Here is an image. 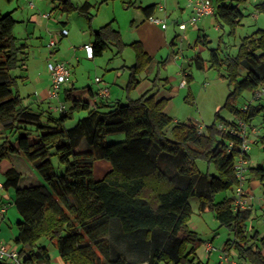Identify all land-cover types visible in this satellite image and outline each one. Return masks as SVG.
I'll return each instance as SVG.
<instances>
[{
  "label": "trees",
  "instance_id": "16d2710c",
  "mask_svg": "<svg viewBox=\"0 0 264 264\" xmlns=\"http://www.w3.org/2000/svg\"><path fill=\"white\" fill-rule=\"evenodd\" d=\"M50 1L52 10L76 11L91 20L87 0L80 5ZM210 1L218 27L227 26L228 33H233L244 16L241 0ZM254 9L264 14V0ZM141 10L150 17L155 5ZM16 22L12 11L0 13V125L6 132L0 140V173L2 188L13 190L20 216L14 244L21 264L51 263L43 239L56 245L65 264H205L196 255L204 241L188 226L192 197L197 198L199 210L211 211L219 225L231 232L225 250L232 248L245 263L264 264V236L246 232L249 213L233 210L232 196L215 198L236 185L233 166L241 141L217 128L218 123L237 125L221 117L220 109H227L246 126L264 109L262 103L248 102L245 110L236 106L244 91L251 92L252 99L261 97L255 92L264 88V29L240 38L234 55L221 58L218 48H213L207 60L190 59L199 70L216 69L230 88L213 121L200 129L165 113L170 96L157 94L167 79L157 74L148 89L124 102L102 98L93 102L98 92L91 86H70L63 94L67 107L58 116L34 111L22 103L18 77L10 74L26 59L21 56L25 43H18L13 34ZM90 33L92 57L102 55L109 44L116 53L126 46L133 50L135 61L127 67L124 87L127 93L132 91L139 83L137 76L153 58L139 41L124 43L112 21L91 28ZM202 38L206 40L198 33L196 40L205 43ZM189 76L185 75V83ZM75 111L86 114L66 128ZM114 133H122L124 139L107 142L106 136ZM229 140L233 146L228 151ZM99 159L107 160L110 169L95 180L93 166ZM198 159L207 163L205 171L196 165ZM248 171L264 180V167ZM0 264L13 263L0 259Z\"/></svg>",
  "mask_w": 264,
  "mask_h": 264
},
{
  "label": "rangeland",
  "instance_id": "374dc122",
  "mask_svg": "<svg viewBox=\"0 0 264 264\" xmlns=\"http://www.w3.org/2000/svg\"><path fill=\"white\" fill-rule=\"evenodd\" d=\"M29 1L33 2V8L30 7ZM70 1L73 4H80L83 0ZM90 1L94 6L91 8L92 16L90 22H88L85 16L76 11L66 13L59 9L52 10L53 4L50 0H13L11 2L0 0V13L4 14L12 11V16L17 21L13 34L18 43H25L26 45L23 49L25 54H21L22 57L25 56L26 58L24 65L12 70L10 74L18 77L17 90L22 97V103L30 104L34 111H39L33 100L40 97L37 91L50 81L47 70V62L49 61L59 60L65 62L70 70L68 80L61 85L58 92V99L42 101V110L51 111L53 116L60 114L57 109L60 102H63L67 107V104L63 101L65 88L91 85L95 89L97 85L94 81L95 77L103 78L108 86V91L109 88L117 90L119 85L124 86L126 84L128 77L127 67L135 61L133 50L129 46L124 47L120 53H116L115 48L109 44L102 55L94 57L93 60L87 59L83 51L79 49V46L90 39L89 31L91 27L98 28L113 18L116 19L112 21V24L120 31L121 37L122 35L126 37L130 35L131 29L125 23L127 18L126 11L130 9V7L129 9L126 8V2L129 0ZM187 3L188 0H184L180 5L181 8H184V12L178 17L179 21L187 22L189 19L190 8L187 7ZM252 4V0L239 1L240 9L244 16L233 33H228L227 26L217 28V23H213L209 17L200 18L196 23V27L201 30V33L206 35L208 41L206 45L196 42L198 30L196 27L192 28L188 25L185 31L176 30L179 35L175 39L174 44L166 45L155 56L158 63L156 65L155 61V64L152 67L150 66L147 73L151 74L150 79L156 74L160 78L166 77L168 79L167 84L172 86V93L166 102L164 111L174 120L193 122L200 126V129H203L213 121L215 112L223 105L230 88L227 86L226 81L219 76L216 69L199 70L189 64L190 62L188 63V61L194 56L207 60L209 50L212 48H218L217 52L221 58H223L224 54L234 55L240 38L252 34L257 29H264V14H260L261 18L255 21L252 17L254 12ZM46 13L49 16L43 17L42 14ZM30 16H32L31 19ZM61 22H65L64 28L67 29L68 35L59 39L58 32L63 28ZM32 33L33 35H31ZM52 38L55 40L59 39L53 48L49 46V41ZM52 51L54 52L52 53ZM171 56H174L176 60L166 65L165 63L162 64L165 58ZM206 64L208 65L207 62ZM180 66L186 68L190 74L189 82L185 83L184 87H179L181 80L186 79L185 75L183 76L180 72ZM221 72L224 73L225 71L221 70ZM140 75L144 76V72H141L138 76L140 77ZM263 93H260V99L262 98L260 101L253 100L251 92L244 91L236 101V106L241 107L243 104H247L248 101L253 102L252 104H264ZM123 95L125 96V93ZM133 95L135 94L132 93L131 96ZM85 114V111H75L72 118L65 122L66 128L74 126L77 120L85 116ZM219 115L228 121H238V118H235L225 108L220 109ZM250 128H255V131L257 130L261 136H264V109L255 116L251 126H245L246 137L249 142L247 152L250 153L254 164L264 165L262 146L260 142L250 140ZM0 135L4 136L6 132L2 131ZM123 139L124 135L122 133L109 134L105 138L107 142H117ZM22 160L27 165H30L25 159L22 158ZM54 162L56 161L54 160ZM259 164L257 166H260ZM15 165L21 170L20 165L17 163ZM196 165L201 171L206 170L207 163L204 160L198 159ZM209 168L210 172L214 171L212 166ZM30 169L34 171L33 168ZM109 169L110 164L107 160H95L93 178L95 180L102 178ZM262 191H256V195L262 196ZM225 195L231 196V191L219 192L215 195V198L219 200ZM189 203L192 207V213L188 223L197 225L195 232L204 241L197 249L196 255L202 263H205L209 254L205 250L206 243H210L215 250L209 254L208 264H217L218 249L227 239L232 238V234L226 227L219 225L211 211H204L201 214L198 212L196 197L190 198ZM256 203L258 204V200ZM256 208L257 206L255 205ZM190 228L194 230L193 227L190 226ZM42 241L50 255V264H65L58 256L56 245L45 239Z\"/></svg>",
  "mask_w": 264,
  "mask_h": 264
},
{
  "label": "crops",
  "instance_id": "0c3cea01",
  "mask_svg": "<svg viewBox=\"0 0 264 264\" xmlns=\"http://www.w3.org/2000/svg\"><path fill=\"white\" fill-rule=\"evenodd\" d=\"M84 1L85 0H83L81 3H83ZM87 1L91 4V7L89 8V14L92 16L91 8L94 6V4L90 0H87ZM104 1H107V0H104ZM183 1L184 0H129L128 2H126L127 3L126 8L129 9V7H130V9L128 11H126L127 18H126L125 23L127 25H129L131 30H130V35H128L127 37L122 35V40L126 44H129L133 41H139L142 44L143 49L153 59H152L151 64L144 71V76H141V75H140V77L137 76V78L139 79V83L132 91L127 93L125 91V88H124L126 84L124 86L119 85L117 90L109 88V94L106 97H101L100 95H98L96 100L94 99L93 102L98 101L97 99H99V98H102L103 100H106L108 102H111L114 100L126 101L128 98L138 97L143 91H145L146 89H148L150 87V80H151L150 75L151 74L147 73V71L150 68V66L152 67L153 64H155V61H156V65H157L158 61L156 60L155 56L159 53L160 49H162L166 45L170 46L171 44H174L175 39L179 35L176 33V30L185 31L187 29V26L189 25L187 23L189 20L188 19L186 22L187 26L185 29H180L178 27V23L182 22V21L178 20V17L181 14H183V12H184V8L180 7V5L183 3ZM233 1L234 0H228V2H231V3H233ZM260 1H263V0H252V2H253L252 6L254 7V5ZM29 2H32V1H29ZM80 4H78V5H80ZM151 4L155 5V10L151 13L150 17L159 18L160 20H162L165 23V26H162L161 23L151 22L148 19V17L146 16V14L141 10V7L151 5ZM160 6H161V8H160ZM30 7L33 8L34 4ZM239 8H240V5H239ZM256 12L257 11L254 9L252 17L254 18L255 21H258L261 18L260 17L261 13H258V12L256 13ZM191 14L192 13L190 10L189 18L191 16ZM42 16H43V14H42ZM31 17L32 16H30V19H31ZM114 17H116V16H114ZM205 17H209L213 23H216L213 16H205ZM202 18H204V17H202ZM115 19L116 18H113L111 21H114ZM197 21H196V23H197ZM196 23H195V25H189V26L194 28V27H196ZM61 24L63 27V28H61V30L65 29L64 28L65 22H61ZM91 28L96 29L94 27H91ZM91 28L89 31L90 39H88V42H84L81 46H79V49L83 51L84 56L89 60H93L94 57L90 58V57L86 56L85 51L83 49V45L91 43V40H92V36L90 33ZM217 28H218V26H217ZM197 30H198V33L205 35V34L201 33V30L199 28H197ZM60 31L58 32L59 39L61 37L68 35V31H67V34L64 36L60 34ZM33 33L31 35H33ZM59 39L56 40V43L59 41ZM202 41H204L203 38H202ZM196 42H198V41L196 40ZM204 42L205 43H203V42H201V43L206 45L208 42L207 39ZM54 51H52V53ZM172 54H173V52H172ZM191 58H193V57H191ZM190 59H189L188 63L190 62ZM175 60H176V58L174 56H171L169 58L167 57V58H165V61L162 64L165 63V65H166L167 63L173 62ZM180 65H182V63H180ZM179 69H180V72L183 76L186 74H189V72L186 70V68L180 66ZM96 79H100L102 81H104V80L101 77H95L94 78V81L97 83L96 88L94 90L98 92L99 88L102 86V83L97 82ZM126 80H124V81H126ZM182 80H184V79H182ZM104 83H105V81H104ZM166 83H168V79H167ZM49 85H50V81L43 88H41L39 91H37V92H39L40 97L33 99L39 109H42V101H47L49 99L48 98ZM89 86H91V85H89ZM184 86H185V84L182 86L179 84V87H184ZM167 87H169V89H167ZM34 91H36V89H34ZM124 93H125V96L123 95ZM132 93H134L135 95L131 96ZM171 93H172V86L171 85L168 86V84H166L164 87H160V90H159L157 96L169 97V96H171ZM251 98H252V94H251ZM253 100H257V98L253 99ZM258 100L261 101L262 98L261 99L259 98ZM248 102H251V101H248ZM198 127L200 128V126H198ZM250 129H251L250 130V132H251L250 133V140L255 141V142H260V145L262 146V149H263L264 148V136H261L257 130L255 131V128H250ZM2 131H3V129L0 127V133H2ZM1 137L2 136L0 135V139H1ZM84 148H86V147H84ZM263 152H264V150H263ZM247 154H248V159H249V167L257 166L259 163L254 164L253 160L251 159L250 153L247 152ZM259 165L261 167H264L263 164H259ZM3 180H4L3 176L0 173V209L2 210V213L0 215V245L4 244L7 248L17 250V247L14 244V239H15V235H16V222L20 219V216H19V214L15 208V205H14L13 190L12 189H3L2 185H1ZM243 188H244V192H245L246 203H245V206L241 209L242 210L245 209L249 213L248 220L246 221V232L248 235H252L254 233H257L258 237H263L264 236V180L260 181L253 173L248 171L246 181L243 184ZM258 190H263L262 196L256 195V193H257L256 191H258ZM231 196H232V191H231ZM257 200H258V204L256 203ZM255 205L257 206L256 209H255ZM197 209H198V200H197ZM204 211H208V210H199L198 209V212L200 214L203 213ZM188 226L193 227L194 231H196V229H197V225L195 223H188ZM224 244L225 243H223L218 249L217 259H218L220 252L222 250H224ZM205 250H206V248H205ZM213 250H215L214 247L211 251H213ZM211 251L208 253L210 254ZM209 254H208V257L206 259L205 264L209 263V257H210ZM229 255H230L232 262H225L223 264H248V263H245V262L239 260L236 252L232 248L229 249Z\"/></svg>",
  "mask_w": 264,
  "mask_h": 264
},
{
  "label": "built area",
  "instance_id": "2783aa9c",
  "mask_svg": "<svg viewBox=\"0 0 264 264\" xmlns=\"http://www.w3.org/2000/svg\"><path fill=\"white\" fill-rule=\"evenodd\" d=\"M30 6H32V2H29ZM187 7L191 10V16L188 20L189 25H195L196 21L205 16H213L214 7L210 0H188ZM161 8V6H160ZM49 14H43V17H48ZM151 22L154 23H161L162 26H165V23L156 17H148ZM186 22L178 23V27L180 29L186 28ZM61 35H66L67 30L62 29L60 31ZM56 40L51 39L49 41V46L52 48L55 47ZM83 49L87 57H92V45L91 43L84 44ZM47 70L50 76V85L48 88V98L49 99H58V92L61 88V85L69 78L70 70L67 67L65 62L55 60L53 62H47ZM97 82L102 83V86L98 90V95L101 97H106L109 94L108 87L104 83V81L100 79H96ZM185 80L180 82V85H184ZM264 91V88L255 92V96H259L261 92ZM247 108V104H243L240 109L245 110ZM59 111H63L65 109V105L63 102H60L57 106ZM245 124L241 119H238L236 127H228L223 125L222 123H218L217 128L222 131H228L230 134L235 135L241 141L237 146V155L234 159V172L236 177V185L232 190V209L238 210L245 206L246 199H245V192L243 188V184L246 181L248 168H249V159L246 157L248 151V138L246 137L245 132ZM233 146V141H227L228 151ZM2 210L0 209V215ZM213 249V246L210 243H206V252H210ZM0 259L9 261L13 264H21L18 260L17 251L15 249L7 248L4 244L0 245ZM225 262H232L229 250H222L218 256V263L223 264ZM208 264V263H206Z\"/></svg>",
  "mask_w": 264,
  "mask_h": 264
}]
</instances>
